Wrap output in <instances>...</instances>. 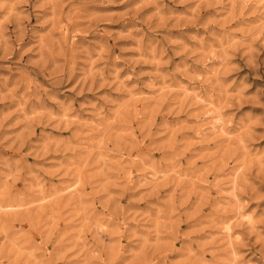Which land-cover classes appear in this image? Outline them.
<instances>
[{
  "label": "rangeland",
  "instance_id": "rangeland-1",
  "mask_svg": "<svg viewBox=\"0 0 264 264\" xmlns=\"http://www.w3.org/2000/svg\"><path fill=\"white\" fill-rule=\"evenodd\" d=\"M0 264H264V0H0Z\"/></svg>",
  "mask_w": 264,
  "mask_h": 264
},
{
  "label": "bare ground",
  "instance_id": "bare-ground-1",
  "mask_svg": "<svg viewBox=\"0 0 264 264\" xmlns=\"http://www.w3.org/2000/svg\"><path fill=\"white\" fill-rule=\"evenodd\" d=\"M227 229H228V228H227ZM227 232H229V233H230V232H231V230H230V229H228V230H227ZM230 235L232 236V234H231V233H230Z\"/></svg>",
  "mask_w": 264,
  "mask_h": 264
}]
</instances>
